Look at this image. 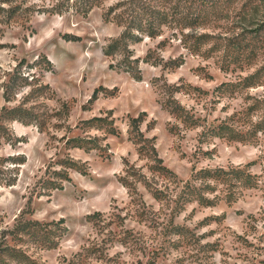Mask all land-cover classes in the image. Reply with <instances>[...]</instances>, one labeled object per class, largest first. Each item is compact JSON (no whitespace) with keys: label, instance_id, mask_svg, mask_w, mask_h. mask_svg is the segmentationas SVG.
Masks as SVG:
<instances>
[{"label":"rangeland","instance_id":"rangeland-1","mask_svg":"<svg viewBox=\"0 0 264 264\" xmlns=\"http://www.w3.org/2000/svg\"><path fill=\"white\" fill-rule=\"evenodd\" d=\"M54 1L28 0L11 18L0 10V74L22 58L32 62L46 54L53 70L43 80L55 95L36 102L47 113L61 101L70 106L68 115L51 119L62 124L45 131L8 122L24 141L3 143L0 157L23 154L26 162L15 184H0V264H264V127L257 126L264 120V0H214L218 5L214 15L206 14L208 26L167 25L161 36L131 44L133 57L141 58L140 77L110 67L112 59L104 54L108 40L121 33L103 17L117 0H106L87 16L40 10ZM201 1L153 3L193 10ZM10 3L0 0V7ZM184 32L219 35L224 44L229 37L230 49L248 45L254 54L248 58L246 49L241 62H224L223 51L205 52L211 42L192 52L182 42ZM150 51L161 64L143 61ZM179 58L184 62L178 67L164 65ZM258 71L256 85L239 84ZM96 88L98 97L91 101ZM5 104L0 89V108ZM178 106L188 120L173 110ZM143 112L141 130L169 173L153 170L156 162L130 138L131 119ZM95 116L103 119L83 123ZM220 125L222 136L215 132ZM70 138H93L98 147H67ZM65 156L82 170L69 169L71 179L61 189L37 188L40 177L59 169L54 162ZM245 165L258 183L241 189L237 198L228 201L226 183L210 180L213 188L205 196L213 203L182 204V190L200 169ZM127 169H136L148 184ZM122 177L132 181L131 189ZM32 220L46 224L18 233L17 225Z\"/></svg>","mask_w":264,"mask_h":264},{"label":"trees","instance_id":"trees-1","mask_svg":"<svg viewBox=\"0 0 264 264\" xmlns=\"http://www.w3.org/2000/svg\"><path fill=\"white\" fill-rule=\"evenodd\" d=\"M28 0H9L10 6L8 8L1 6L2 12H7V17L11 18L22 8L23 3ZM106 0H56L50 5H43L40 10L48 13H59L73 11L76 14L87 16L89 12L96 6L102 5ZM8 2V1H6ZM198 9H191L190 7H171L172 9H166L162 4H154L153 0H117L112 3L106 9H104L103 17L106 21H114L121 27V33L119 36L110 38L107 44L104 46V54L112 59L110 67L123 68L125 71L130 72L135 77L141 76V67L139 62L140 57L134 56V49L130 47L133 43L141 42L145 37L157 38L163 34L164 27L167 25L180 26L181 28H194L208 26L212 21L207 18V13L210 11L212 15L216 13L215 6L218 5V1L202 0ZM247 4H243L241 8H246ZM26 8L30 7L26 5ZM242 10V9H241ZM247 20V19H246ZM253 24L252 21L248 22ZM246 30V29H245ZM182 42L192 52H200L205 44L211 42L212 45L205 51L206 53H213L223 51L224 62L229 63L241 62L245 57V51L248 49L250 52L247 55L249 58L254 52L249 49V46H245L242 49H230L231 39L225 37L226 44L219 40L221 37L212 33H200L189 34L184 32ZM236 46V44H235ZM243 46V45H240ZM236 50V51H235ZM254 54V53H253ZM121 56L118 59L117 56ZM251 58V57H250ZM117 59V62L115 60ZM114 60V61H113ZM222 60V61H223ZM143 61L151 62L152 64H161L162 59L153 57L151 51L143 58ZM184 62V58L171 59L165 62V66L178 67ZM26 66V69L24 68ZM224 67V63L222 64ZM53 70V63L46 54H40L39 57L32 62L22 58L10 71H5L4 75L0 74V89L3 92V97L7 104L0 108V145L3 143L10 144L11 146L17 145L19 142L24 141L22 136H16L8 125L9 121H18L24 125H34L38 127L40 131H45L52 126H60L61 122H51L53 117L57 119L63 114L68 115L70 106L69 102L61 101L60 107L54 113H47L43 109H40L36 102L40 97L53 98L55 91L51 85L43 80L45 72ZM38 71V73H37ZM261 71L255 74L247 75L239 80V84L244 87L256 85L259 81ZM5 76L3 80L1 78ZM226 84V83H225ZM224 85V83H222ZM222 85L218 87L222 90ZM29 88L26 93L23 94L22 99L15 105H8L13 101H16L18 95L23 92L24 89ZM217 89V90H218ZM100 88H96L90 100H94L98 97ZM175 112L184 116L187 119L186 113L178 106L173 108ZM141 113L137 117H133L131 120L130 138L134 143L139 145L140 153H143L147 157L154 160L156 163L151 166L153 170H157L163 174L171 172L163 161L158 157L155 144L149 145L151 142L141 130V123L143 121ZM103 117H93L88 120H84L83 123L91 124L95 120H102ZM264 120L259 122L257 126L263 128ZM225 127L220 125L215 129L218 135H224ZM229 135V134H228ZM231 136V135H230ZM65 145L67 147H78L86 149L97 148V143L94 139H87L83 141L80 138H70L66 140ZM26 162V157L23 154H12L4 157H0V184L10 186L16 183L19 175V167ZM160 162V163H159ZM57 165L60 168H55L48 172H45L44 176L36 182V187L41 188L42 191L49 189H61L64 187V182L70 180L69 169L79 167V164L70 156H65L62 159L57 160ZM127 175L136 177L139 181H144L148 184L147 178L138 173L136 169H127ZM144 176V177H143ZM123 183L130 189L133 187L132 181L128 177H122ZM210 180H217L226 183L228 187L227 198L228 201L238 197L240 190L244 187H252L258 183V180L254 174L249 171V166L238 167H217V168H204L195 173L193 182L186 184L182 190L180 199L183 203L196 199L201 204L209 205L214 200L205 196L207 190L213 188L210 184ZM200 183L199 185L197 183ZM156 190V194H158ZM64 220L60 219L58 223H63ZM45 225L40 221H23L18 226L19 232L30 231L35 229L34 225ZM30 226V227H29ZM29 227V228H27ZM67 229L66 227H64ZM23 229V230H22ZM54 241L48 243V246H54ZM31 264H34L32 261Z\"/></svg>","mask_w":264,"mask_h":264}]
</instances>
